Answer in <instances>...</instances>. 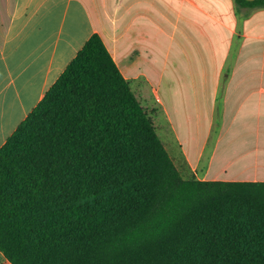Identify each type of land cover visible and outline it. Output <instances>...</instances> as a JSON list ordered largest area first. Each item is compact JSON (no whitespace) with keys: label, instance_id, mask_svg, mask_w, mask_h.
I'll use <instances>...</instances> for the list:
<instances>
[{"label":"trees","instance_id":"trees-1","mask_svg":"<svg viewBox=\"0 0 264 264\" xmlns=\"http://www.w3.org/2000/svg\"><path fill=\"white\" fill-rule=\"evenodd\" d=\"M240 186L264 189L182 176L94 34L0 149V252L10 264H264V208Z\"/></svg>","mask_w":264,"mask_h":264},{"label":"crops","instance_id":"crops-1","mask_svg":"<svg viewBox=\"0 0 264 264\" xmlns=\"http://www.w3.org/2000/svg\"><path fill=\"white\" fill-rule=\"evenodd\" d=\"M99 34L185 179L264 183V8L0 0V149Z\"/></svg>","mask_w":264,"mask_h":264},{"label":"rangeland","instance_id":"rangeland-1","mask_svg":"<svg viewBox=\"0 0 264 264\" xmlns=\"http://www.w3.org/2000/svg\"><path fill=\"white\" fill-rule=\"evenodd\" d=\"M240 186L238 189V193L242 202L249 203L250 207H254V202H259L258 206L264 208V189L256 191L255 189L245 188ZM249 207V208H250ZM0 264H10L0 252Z\"/></svg>","mask_w":264,"mask_h":264}]
</instances>
